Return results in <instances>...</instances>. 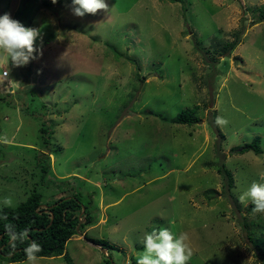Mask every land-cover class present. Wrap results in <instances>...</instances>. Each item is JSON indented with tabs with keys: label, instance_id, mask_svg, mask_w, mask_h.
<instances>
[{
	"label": "rangeland",
	"instance_id": "374dc122",
	"mask_svg": "<svg viewBox=\"0 0 264 264\" xmlns=\"http://www.w3.org/2000/svg\"><path fill=\"white\" fill-rule=\"evenodd\" d=\"M45 1L0 0V16L39 30L42 51L0 63V93L16 105L0 104V201L37 190L45 205L68 191L42 183L40 118L54 132L47 178L70 183L95 219L67 243L71 264H136L161 227L189 235L188 264H262L250 238L264 239V214L238 197L264 183V0H105L107 12L82 19L72 0ZM194 106L199 123L170 122ZM257 137L262 154L232 152Z\"/></svg>",
	"mask_w": 264,
	"mask_h": 264
},
{
	"label": "trees",
	"instance_id": "16d2710c",
	"mask_svg": "<svg viewBox=\"0 0 264 264\" xmlns=\"http://www.w3.org/2000/svg\"><path fill=\"white\" fill-rule=\"evenodd\" d=\"M174 3L183 2L182 0H170ZM29 4V3H28ZM62 0H57L56 4L52 2H43L40 6L44 8H52L55 5H61ZM29 9V10H28ZM26 11L31 12L30 8ZM260 17L264 19V7L259 10ZM234 46V45H233ZM112 51L121 56L114 48ZM133 64H136L135 61L131 60ZM144 79V78H143ZM11 94L0 93V104H6L7 106H14L12 101ZM199 110V106H194L189 108L176 118L172 119L170 122L173 124L194 126L196 123H199V119L195 117L196 113ZM25 112V109H22ZM156 117L165 120L161 115L154 113ZM216 115L213 116L212 125L216 129L217 133L224 137V135L219 130L218 126L214 123ZM40 128V138L42 140V146L44 151L40 152L36 156L37 166L42 172V183L46 187L57 186L61 187L62 185L68 186V191L61 197L56 198L52 203L44 205V197L42 193L37 192V190L32 191V194L29 197L21 202L16 207L11 208H0V259H3L8 264H17L21 263L24 259V247L27 246L32 240H35L42 247V252L39 253L41 258H53L61 257L67 260L71 264V258L66 252L67 243L76 235H81V232L84 228L93 225L95 219L89 210L88 205L84 204L83 201L77 194H73V188L70 183L67 181L63 183H56L51 179H48L47 176L51 170L50 167V155L51 152H55V149L52 144V127L47 125L42 119L37 118ZM252 151L256 155L262 154L263 150L261 147V139L259 137L255 138L251 143L244 145L243 147L234 148L232 152L239 154H244L246 152ZM218 174L225 177L227 187L231 190L234 186V179L230 171L226 169L225 163H222L218 166ZM83 207L85 209L84 214H82ZM252 205L249 206L247 212L253 214ZM81 223V224H80ZM14 225L17 231L27 229L28 230V240L24 243L17 242L15 249L11 247L10 236L6 231V225ZM79 227V233L77 228ZM85 239L93 242L94 244L99 245L101 248L110 249V246L104 240H93L87 235ZM253 248L257 252V256L260 259L261 263L264 264V239L250 238Z\"/></svg>",
	"mask_w": 264,
	"mask_h": 264
},
{
	"label": "clouds",
	"instance_id": "9594fccd",
	"mask_svg": "<svg viewBox=\"0 0 264 264\" xmlns=\"http://www.w3.org/2000/svg\"><path fill=\"white\" fill-rule=\"evenodd\" d=\"M51 2L56 4L57 0ZM108 10L109 6L105 0H72L70 9L74 17L81 19L86 15L94 16L100 11ZM39 37L38 29L25 27L8 13L0 16V63L7 61L9 65L20 68L37 60L42 55L41 49L36 46ZM214 123L218 127H224L228 121L222 116H217ZM238 200L245 207L250 203L254 215L264 214V183L253 182L239 195ZM0 204L5 208L15 206L11 196H5ZM6 231L13 249L17 242L24 243L28 240L27 229L17 231L14 225L9 224L6 225ZM142 245V251L136 255V264H188L192 257L189 235L186 232L175 235L168 228L154 229L144 235ZM23 251L25 259L21 264H39V253L42 252L39 243L32 240Z\"/></svg>",
	"mask_w": 264,
	"mask_h": 264
},
{
	"label": "water",
	"instance_id": "95a60500",
	"mask_svg": "<svg viewBox=\"0 0 264 264\" xmlns=\"http://www.w3.org/2000/svg\"><path fill=\"white\" fill-rule=\"evenodd\" d=\"M42 206L45 207V208H48V207H46V205H42ZM84 212H85V209L83 207L82 214H84ZM77 232L79 233V227L77 228ZM101 250L106 253V250H104L103 248H101Z\"/></svg>",
	"mask_w": 264,
	"mask_h": 264
},
{
	"label": "built area",
	"instance_id": "2783aa9c",
	"mask_svg": "<svg viewBox=\"0 0 264 264\" xmlns=\"http://www.w3.org/2000/svg\"><path fill=\"white\" fill-rule=\"evenodd\" d=\"M4 76H7V73L6 72H4Z\"/></svg>",
	"mask_w": 264,
	"mask_h": 264
}]
</instances>
